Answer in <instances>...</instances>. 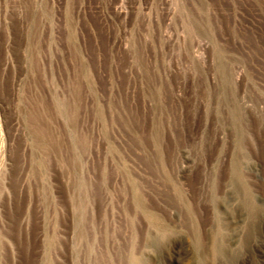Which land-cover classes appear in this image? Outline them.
Here are the masks:
<instances>
[{
	"label": "rangeland",
	"instance_id": "374dc122",
	"mask_svg": "<svg viewBox=\"0 0 264 264\" xmlns=\"http://www.w3.org/2000/svg\"><path fill=\"white\" fill-rule=\"evenodd\" d=\"M0 264H264V0H0Z\"/></svg>",
	"mask_w": 264,
	"mask_h": 264
},
{
	"label": "bare ground",
	"instance_id": "6f19581e",
	"mask_svg": "<svg viewBox=\"0 0 264 264\" xmlns=\"http://www.w3.org/2000/svg\"><path fill=\"white\" fill-rule=\"evenodd\" d=\"M227 239V238H226ZM236 242V241H235ZM231 249V248H230Z\"/></svg>",
	"mask_w": 264,
	"mask_h": 264
}]
</instances>
